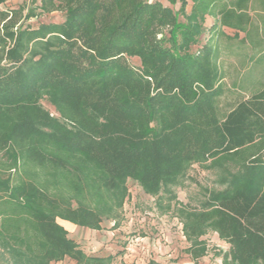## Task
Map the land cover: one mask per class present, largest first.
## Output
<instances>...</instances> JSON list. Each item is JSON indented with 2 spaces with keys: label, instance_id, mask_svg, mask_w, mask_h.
I'll use <instances>...</instances> for the list:
<instances>
[{
  "label": "trees",
  "instance_id": "1",
  "mask_svg": "<svg viewBox=\"0 0 264 264\" xmlns=\"http://www.w3.org/2000/svg\"><path fill=\"white\" fill-rule=\"evenodd\" d=\"M6 1L0 155L18 176L0 171V264H112L86 255L58 220L99 230L128 179L157 195L208 163L234 170L182 212L187 240L212 230L229 246L222 264H264V85L224 117L218 109L226 43L264 56V0H168L178 11L151 0H33L27 13L1 9ZM54 13L61 23L24 26ZM191 252L199 264L204 250Z\"/></svg>",
  "mask_w": 264,
  "mask_h": 264
},
{
  "label": "rangeland",
  "instance_id": "2",
  "mask_svg": "<svg viewBox=\"0 0 264 264\" xmlns=\"http://www.w3.org/2000/svg\"><path fill=\"white\" fill-rule=\"evenodd\" d=\"M151 1H159L175 11L180 9V5L172 6L168 0ZM20 7H24L27 13L35 6L33 0H7L1 9L17 10ZM180 20L183 21V18L180 17ZM62 21V14H43L25 21L24 26L36 29L42 24ZM225 33L234 36L233 31L226 30ZM243 37L240 34V39ZM226 44L230 50L225 49L220 62L224 75V94L218 103L221 118L238 101L250 98L264 85V56L258 57L251 48L242 46L237 40ZM130 63L135 67L140 66V61L135 58L130 59ZM40 104L51 116L59 119L47 99ZM8 163L7 156L0 155V171L4 176L10 175L16 179L17 173L6 171ZM233 170L230 166L210 163L193 165L183 176L166 183L157 195L147 194L137 181L128 179L118 195L119 201L115 198L112 213L103 216L99 230H90L60 219L58 223L86 255L111 258L112 264H194L191 251L198 249L204 250L199 264H222V255L229 246L212 230H207L198 244L192 246L185 236L182 212L200 207L211 194L223 190ZM73 206L76 207V204L73 203ZM56 264L77 263L65 259Z\"/></svg>",
  "mask_w": 264,
  "mask_h": 264
},
{
  "label": "crops",
  "instance_id": "3",
  "mask_svg": "<svg viewBox=\"0 0 264 264\" xmlns=\"http://www.w3.org/2000/svg\"><path fill=\"white\" fill-rule=\"evenodd\" d=\"M213 23H214V20L213 19H211V18H208L207 19V26H211Z\"/></svg>",
  "mask_w": 264,
  "mask_h": 264
}]
</instances>
